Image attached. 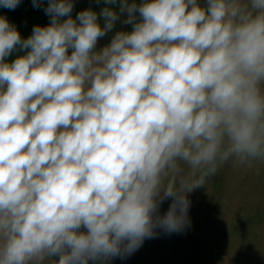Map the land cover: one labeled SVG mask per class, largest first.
<instances>
[{
  "label": "clouds",
  "instance_id": "1",
  "mask_svg": "<svg viewBox=\"0 0 264 264\" xmlns=\"http://www.w3.org/2000/svg\"><path fill=\"white\" fill-rule=\"evenodd\" d=\"M72 10L49 0L27 39L0 17V264L124 257L188 226L224 163L264 161V0H123L133 30L100 51L117 13Z\"/></svg>",
  "mask_w": 264,
  "mask_h": 264
},
{
  "label": "rangeland",
  "instance_id": "2",
  "mask_svg": "<svg viewBox=\"0 0 264 264\" xmlns=\"http://www.w3.org/2000/svg\"><path fill=\"white\" fill-rule=\"evenodd\" d=\"M123 0L107 3V0H72L71 18L84 10L97 14L98 23L103 28L105 20L100 15L104 8L116 12L118 19L113 28L97 41L95 51H100L111 43L117 32H131L132 24H127L128 13H121ZM144 0H126L128 5L137 6ZM21 0L14 9L0 7V17H5L19 32L22 39L32 35L36 26L46 27L51 16L45 9L49 0ZM201 7L207 6V0H197ZM139 21V13H135ZM68 17H61V22ZM30 49L17 46L6 63H12L24 56ZM72 49L68 50L71 54ZM264 88V85H262ZM183 171L170 176L165 183L174 182L177 186L187 178L188 169L181 164ZM163 195V192H161ZM190 201L188 211L189 224L178 232H166L156 229L151 238L124 257H111L95 264H264V161H250L237 164L230 159L217 172L206 178L205 184L187 193ZM172 198H167L159 206V214L168 211ZM79 231L86 232L82 226ZM59 259L53 256L44 264H55ZM89 264H94L89 261Z\"/></svg>",
  "mask_w": 264,
  "mask_h": 264
}]
</instances>
